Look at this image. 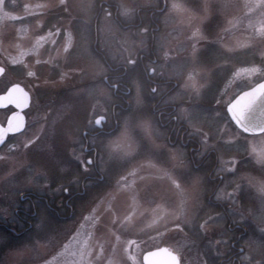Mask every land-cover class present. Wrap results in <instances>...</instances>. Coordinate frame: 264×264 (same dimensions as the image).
Here are the masks:
<instances>
[{"label": "rangeland", "instance_id": "1", "mask_svg": "<svg viewBox=\"0 0 264 264\" xmlns=\"http://www.w3.org/2000/svg\"><path fill=\"white\" fill-rule=\"evenodd\" d=\"M96 1L0 0V64L9 67L4 82H20L32 96L27 130L9 145L21 148L11 151L7 147L0 153V220L19 208L21 194L33 192L63 204L65 189L79 193L86 175L100 178L93 167L82 163L86 160L83 132L94 128L95 118L103 115L102 110L110 112L116 100L110 88L96 83L105 70L88 49V41L91 45L93 40H88L86 33L92 27ZM121 1L124 7L129 3ZM174 2L171 0L170 17L163 20L164 31L156 41L159 54H169L158 70L180 85L192 71L204 85L199 98L181 92V86L170 97L174 102L183 95L182 108L202 110L195 127L184 113L182 118L187 136H196L201 145L205 132L213 140L229 135L227 129L220 131V121H210L214 110L221 111V120L225 115L214 99L223 102L224 96L243 87L234 85L224 96L219 95L233 72L251 73L259 68L264 75V0H183L195 16L191 24L172 9ZM196 28L199 37L192 35ZM101 38L98 44L113 65H128V59L146 50V41L128 36L103 38L102 34ZM131 86L129 105H124L127 111L117 115V129L98 142L89 139L100 145L97 167L101 181L88 182L84 195L72 202L70 218L57 219L54 225L40 217L38 233L33 231L21 244L0 233V264H142L146 251L161 247L180 252L181 264H215L219 247L227 245V233L225 218L208 206L216 185V181H207L211 169L190 168L187 150L169 146L166 132L147 116L145 105L154 97L151 90L133 79ZM125 120L131 138L127 155L109 146ZM144 121L147 129L139 126ZM226 152L224 162L231 155ZM181 153L187 167L203 177L202 183L193 186L186 179L184 168L173 159ZM207 155L211 163L214 153L209 151L203 157ZM224 166L219 160L218 167ZM225 180L220 181L214 199L218 200V190H222L218 201L228 204L234 224L248 229L242 243L245 254L264 264V247L250 253L246 243L264 239L259 230L264 224V194L242 185L238 194L227 197L233 184L225 185Z\"/></svg>", "mask_w": 264, "mask_h": 264}, {"label": "flooded vegetation", "instance_id": "2", "mask_svg": "<svg viewBox=\"0 0 264 264\" xmlns=\"http://www.w3.org/2000/svg\"><path fill=\"white\" fill-rule=\"evenodd\" d=\"M127 1L129 3H125L127 5L124 7L122 6L121 0H97L92 10L94 15L91 23L92 27H90L89 33H86L87 39L93 40L91 45L90 40L88 41V49L90 50L91 48V52L96 61L95 63L105 70V74L100 76V78L96 80V83L102 82L105 86L110 88L113 97L116 100L112 105L110 112L102 110L103 115L97 117L103 118L101 128L95 127V121L97 119L95 118L93 123L94 128L83 132V157L86 158V160L81 161L86 168L90 169L93 167L97 174H99L100 178L86 175L81 181V192L79 193H71L69 190L65 189V195L67 198L64 200L63 204L57 203V200L52 202L47 196H42L33 192L21 194L19 196V208H15L12 215L4 214L0 220V233H5L14 244L19 245L22 243L23 239L30 237L29 234L33 231L38 233L36 227L38 226L37 223L39 222L40 217L43 216V218H45L44 223L50 221L54 224L57 219L63 221L72 216L74 211L72 202L77 197L84 195L88 182L101 181L103 178L97 167V158L101 151L99 147L100 145H93L92 142L95 143L100 141V139L105 136L112 134L114 129H117V115L120 112L127 111L125 106L129 105L127 96L130 95L132 91L131 82L133 79L138 85L141 84L146 86L150 90L155 87V91L151 90V94L154 97L147 101L145 108L147 110V116H151L152 119H155L158 126L166 132V141L168 145L172 148L180 147L183 150H187L186 160L191 169L197 171L201 169H211L209 179L213 182L216 181V185L209 196V201H211L213 212L222 216V218H225V221L223 220V226H225L224 229L227 233V245L222 246L223 248L219 247L217 252L220 253V256L213 258L215 264H246V262L241 259V256L246 253L245 246H243L242 243L248 236V229L246 226L233 223L227 210V203H222L214 199V194L219 188L221 181V179L213 177L214 169L218 167L219 160L214 152V160L211 161V163L207 162L209 155L205 157L199 155L201 152V145L196 136H187L188 128L182 123L183 112L181 111V108L183 106L182 104H185L184 96L180 95L178 100L170 102V97L180 88V82L169 79L167 76L163 75L161 70H158V68L163 65L161 64L163 57L166 58V56H169L165 51L162 52L161 55L159 54L156 41L162 34L161 32L164 31L163 20H167L170 17L168 15L171 0H144L145 2L142 0ZM100 20H103V22H101L102 24L98 23ZM105 26H108V32L106 31ZM103 30H105V32L102 33ZM101 33L103 34V38L128 36L131 39L146 41L147 43L144 45L146 50L138 52V54L135 55V58L131 59L135 60V64L113 65L107 60L102 47L98 44L99 40L102 39ZM126 57L128 58V56ZM129 60L130 59H128V61ZM165 61H167V58ZM0 68L3 69V74L0 76V93H6L14 85H20L29 92L20 82H4V78L9 72V67L0 64ZM149 69H155V71L150 73ZM106 70L108 73H106ZM114 84L119 85V87H113ZM9 85H11V87H9ZM159 91H161V94L156 96ZM29 94L31 95L30 92ZM23 101L24 100L22 99L20 104H24ZM11 106L12 105L8 108L0 109V126L2 127H5L9 118L14 113H17V108H12ZM30 108L31 106L24 109L23 129L17 133L9 134L6 137L3 145L0 147V153L7 147H10L11 151L21 148V146L9 145L23 136L26 132L30 121V115H28ZM19 117L20 116H18V118ZM19 121V119L16 120L17 126ZM109 121L111 123L110 126L107 125ZM20 125L22 126V121L20 122ZM89 139H91L92 142H90ZM226 153L229 154L230 152ZM63 209L65 211L62 212L61 210ZM67 211L70 214L65 216L64 214ZM47 218H49V220Z\"/></svg>", "mask_w": 264, "mask_h": 264}, {"label": "snow or ice", "instance_id": "3", "mask_svg": "<svg viewBox=\"0 0 264 264\" xmlns=\"http://www.w3.org/2000/svg\"><path fill=\"white\" fill-rule=\"evenodd\" d=\"M172 9L183 15L184 22L188 24H191L195 18L191 10L184 6L183 0H175L172 4ZM192 35L199 37V29H194ZM128 64H135V60L130 59ZM154 71L155 69H149L150 73ZM29 74L34 75V73ZM256 75H260L261 78L256 80ZM238 84H243V87H237L231 96H224L228 88ZM113 87H119V85L114 84ZM203 87V84L198 83L197 76L192 71H189L184 79V83L181 85L180 91L188 93L189 96L195 94L199 98L201 96V88ZM151 90L155 91L156 89L154 87ZM2 94L0 93V95ZM219 95L224 96L223 102L221 99H214L213 103L218 109L222 108L225 115L221 120V111L214 110L210 123L220 121V131L223 132L227 129L229 135L224 137L217 136L213 140L212 136L205 132L200 137L201 152L199 155L203 157L209 151L214 152L217 159L225 165L216 169L218 173L216 178L221 180H225V177L231 178L230 181L225 180V185L228 183L233 184V188L227 193V197L238 194L242 185L255 188L258 192L264 194V75H261L259 68H254L251 73L247 70L233 72L229 80L220 89ZM139 102V98L137 97L136 103L139 104ZM30 106L31 95L29 94L28 104L25 107ZM0 107L8 108L10 106L3 105ZM11 107L15 108L16 106L12 105ZM19 111L21 116H24V109L21 108ZM181 111L184 113L185 118L195 127L194 121L200 119L202 110L185 107ZM203 115L207 117L206 112ZM139 126L145 129L148 128L146 121L141 122ZM95 127L101 128L102 125L97 122ZM197 131H201V129L197 128ZM130 139L129 121L125 120L122 129L109 141V146L113 151H120L127 155L131 149ZM226 151L230 152L231 155H229L227 162H224L222 157ZM173 159H177L179 166L184 168L186 179L191 181L193 186L203 182V177L193 173L184 163L183 153L178 157L174 156ZM242 168L248 169V171H241ZM251 169L257 170L261 175H257ZM220 174L223 175L221 176ZM221 191L218 190V200H220ZM259 230L261 233H264V224L260 226ZM246 243L250 249V253L253 250L264 247V239H250ZM173 255L176 257L177 264H180V252L174 251ZM244 261L246 264H261V259L257 258L253 260L251 254H245Z\"/></svg>", "mask_w": 264, "mask_h": 264}, {"label": "water", "instance_id": "4", "mask_svg": "<svg viewBox=\"0 0 264 264\" xmlns=\"http://www.w3.org/2000/svg\"><path fill=\"white\" fill-rule=\"evenodd\" d=\"M3 74V69L0 68V76ZM24 100V104H20V101ZM29 93L20 85L12 86L6 93L0 95V106L3 105H15L17 108V113H14L10 118L5 127L0 126V147L3 145L6 137L9 134L17 133L23 128L24 117L21 116L19 109L25 107L28 104ZM5 107H0L3 109ZM18 116H20L18 118ZM19 119L18 126L16 125V120ZM22 121V126L20 122ZM103 121V118H97L95 123ZM20 125V126H19ZM144 264H177L176 257L173 255V252L167 248L162 247L153 251H149L143 256Z\"/></svg>", "mask_w": 264, "mask_h": 264}, {"label": "trees", "instance_id": "5", "mask_svg": "<svg viewBox=\"0 0 264 264\" xmlns=\"http://www.w3.org/2000/svg\"><path fill=\"white\" fill-rule=\"evenodd\" d=\"M207 181H209V178H208V177H207ZM208 206H209V207H211V205H210V204H208Z\"/></svg>", "mask_w": 264, "mask_h": 264}]
</instances>
